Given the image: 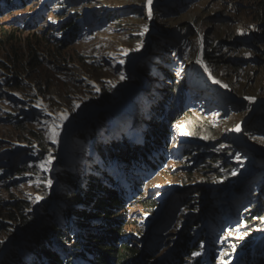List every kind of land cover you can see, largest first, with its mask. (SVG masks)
<instances>
[{
    "label": "rangeland",
    "instance_id": "obj_1",
    "mask_svg": "<svg viewBox=\"0 0 264 264\" xmlns=\"http://www.w3.org/2000/svg\"><path fill=\"white\" fill-rule=\"evenodd\" d=\"M151 12L0 0V258L39 264L26 241L48 207L69 209L61 171L89 177L100 151L103 219L135 253L115 264H264V0H153ZM155 133L147 173L111 158L147 152ZM96 221L55 223L56 264H86L77 236L104 232Z\"/></svg>",
    "mask_w": 264,
    "mask_h": 264
},
{
    "label": "trees",
    "instance_id": "obj_2",
    "mask_svg": "<svg viewBox=\"0 0 264 264\" xmlns=\"http://www.w3.org/2000/svg\"><path fill=\"white\" fill-rule=\"evenodd\" d=\"M163 92L164 91H158V93ZM149 103L150 101H148L146 104ZM161 138L162 136L159 137L157 133L153 134L152 137H150L149 142L146 143V145H148L147 147L149 148L145 153H141L139 155H130L128 152L123 151L121 154L112 155L111 158L117 159L118 163H116V165L120 168L124 165H131L132 168H136V171L147 173V165L151 166L156 164V159L158 157L154 155L157 151L155 145ZM96 156V160L93 162V164H91V174L87 178L82 175V172L79 168H77V170L72 173L69 172L68 169L61 171L60 180L62 186L58 193V200H62L69 209L67 211L61 209V214L58 215L60 213L58 212L55 214V216H53V213H50V207L45 210L44 221L42 220L38 228H35L37 229L35 235L30 234L26 241L29 243L27 252L33 261H36L39 264H56L55 258L48 247V242L50 239L55 240L56 243L61 242L60 236L53 233V231L56 229L55 223H57V221H64V219L67 218L69 222L71 221L73 224H76L77 227H80L83 225V222L87 220V218H90L93 215L96 216L97 220L94 223H102L100 225L103 226L101 230L104 229L108 232L104 231L100 233L97 230L94 232H89L87 229H79V235L77 236V239L79 240L81 246L80 253L84 252L85 255H87L85 261L86 264H115V258H120L122 256L120 249L130 256L135 255V253H133V251L127 247L126 244L120 243V240L114 241L116 238V231L112 225L105 221V219H108V217L103 219V216H107V213H103L102 210L104 209L105 205H107L112 200L113 196L108 195V193L105 191L106 189L99 188L102 185L99 181L102 179L104 180L105 178L99 167L103 161L100 151H97ZM90 162L91 159L85 161L86 164ZM93 170L96 172H101L100 174L95 175L97 182L91 178ZM139 175L142 174L139 173ZM129 183H132V180H130L127 184ZM116 186L118 187L119 184L116 183ZM130 186L131 185L129 184V187ZM73 204L80 207V209H75V207L73 208ZM22 207L23 206H17L16 209H22ZM13 221L19 222L18 218H13ZM20 222H24V220ZM26 228L30 233L33 232V229L31 230V225L29 223H27ZM90 243L94 244V249L89 247ZM16 247L19 248V244ZM7 256L8 253L5 254L0 264H25L18 257V249L10 251L8 258Z\"/></svg>",
    "mask_w": 264,
    "mask_h": 264
},
{
    "label": "snow or ice",
    "instance_id": "obj_3",
    "mask_svg": "<svg viewBox=\"0 0 264 264\" xmlns=\"http://www.w3.org/2000/svg\"><path fill=\"white\" fill-rule=\"evenodd\" d=\"M152 2H153V0H146L147 6H148V15H149V17H151V15H152V12H151V5H152ZM146 30H147V29H145V31H146ZM122 78H123V77H122ZM246 99H248V98H246ZM42 110H44V109H42ZM65 118H66V117H61V118H60V122L62 123V121H63ZM54 127L56 128V131H53V132L51 133V139H52L53 143L56 142V136L58 135L59 124L55 125ZM236 130H237V131L239 130V126H237V129H236ZM261 139L264 140V138H261ZM49 163H50V161H49ZM39 167H41V168L44 169V170H47V166H46V164H45L44 162H42V163L39 165ZM48 184H49V186H50L51 181H48ZM0 243H2V241H0Z\"/></svg>",
    "mask_w": 264,
    "mask_h": 264
},
{
    "label": "bare ground",
    "instance_id": "obj_4",
    "mask_svg": "<svg viewBox=\"0 0 264 264\" xmlns=\"http://www.w3.org/2000/svg\"><path fill=\"white\" fill-rule=\"evenodd\" d=\"M195 59L197 60L198 59V56L196 55L195 56ZM199 63H200V60H199ZM201 65V67H202V69H203V72H204V68H203V66H202V64H200ZM205 73V72H204ZM205 75H206V77L208 78V80H212L211 78H210V76L207 74V73H205ZM194 79V78H193ZM193 81H196L195 79L193 80ZM256 104H257V102H256ZM164 126V125H163ZM165 127V126H164ZM141 176V175H140ZM87 230H89V229H87ZM7 253V252H6ZM5 253V254H6ZM5 254L0 258V263H1V261L3 260V258H4V256H5ZM170 262L172 263L173 262V259L172 260H170Z\"/></svg>",
    "mask_w": 264,
    "mask_h": 264
}]
</instances>
